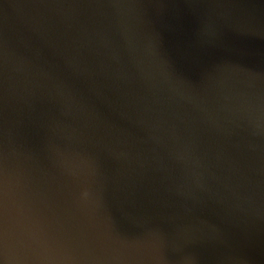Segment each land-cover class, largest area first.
Wrapping results in <instances>:
<instances>
[{
	"label": "water",
	"instance_id": "95a60500",
	"mask_svg": "<svg viewBox=\"0 0 264 264\" xmlns=\"http://www.w3.org/2000/svg\"><path fill=\"white\" fill-rule=\"evenodd\" d=\"M0 264H264V0H0Z\"/></svg>",
	"mask_w": 264,
	"mask_h": 264
}]
</instances>
